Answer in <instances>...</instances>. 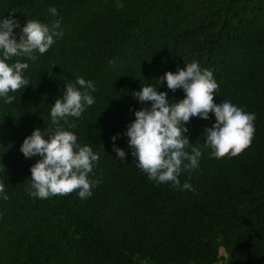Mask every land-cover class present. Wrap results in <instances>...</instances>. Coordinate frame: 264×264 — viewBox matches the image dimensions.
<instances>
[{
	"label": "trees",
	"instance_id": "1",
	"mask_svg": "<svg viewBox=\"0 0 264 264\" xmlns=\"http://www.w3.org/2000/svg\"><path fill=\"white\" fill-rule=\"evenodd\" d=\"M12 10L21 24L59 20L62 35L35 61L13 58L27 60L30 85L10 93L11 105L0 100V181L9 196L0 199V264H264V0H0V18ZM192 61L213 71L214 103L228 99L256 120L248 148L216 159L201 137L215 117L192 119L189 140L203 156L179 177L189 192L149 180L131 149L120 161L111 137L141 107L132 91ZM81 76L94 83L95 103L69 118V130L99 153L90 174L99 182L87 199L76 191L33 198L37 158L25 159L20 146L35 128L53 127L51 104ZM160 91L183 97L166 84ZM127 139L116 144L127 148Z\"/></svg>",
	"mask_w": 264,
	"mask_h": 264
},
{
	"label": "clouds",
	"instance_id": "2",
	"mask_svg": "<svg viewBox=\"0 0 264 264\" xmlns=\"http://www.w3.org/2000/svg\"><path fill=\"white\" fill-rule=\"evenodd\" d=\"M48 12L58 16L55 7H49ZM14 13L12 10L8 17L0 18V100L8 105L16 99L10 93L30 85L24 75L29 68L27 60L35 61L36 53L45 54L55 43L54 38L62 35L58 31L59 20L48 24L27 19L21 24ZM14 57L27 60L13 61ZM156 80L158 85L140 84L139 90L131 92L141 107H131L129 110L135 118L124 133L111 137L113 151L120 161L127 162L128 149H131L136 167L149 180L191 192V185L181 186L179 177L182 172L198 170L203 152L190 142L187 125L193 118L210 122L214 116L215 122L201 136L203 148L210 150V157L216 159L235 157L252 143L256 114L246 112L228 99L214 103L221 97L217 95L219 87L214 73L202 68L198 61L185 62L184 67L167 71ZM164 84L173 93L181 90L183 97L169 99L168 91H160ZM96 90L94 83L82 76L75 82L64 83L62 94L51 104L53 127L47 130L37 127L23 140L19 151L24 158H37L30 167L27 192L31 197L47 199L74 191L81 199L92 196V189L99 181L90 178V174L100 156L91 145L78 143L77 135L69 130L76 127L75 119L69 118H80L95 103L90 93ZM121 135L128 138L127 148L116 144ZM0 199H9L3 181H0Z\"/></svg>",
	"mask_w": 264,
	"mask_h": 264
},
{
	"label": "rangeland",
	"instance_id": "3",
	"mask_svg": "<svg viewBox=\"0 0 264 264\" xmlns=\"http://www.w3.org/2000/svg\"><path fill=\"white\" fill-rule=\"evenodd\" d=\"M221 253L224 255L225 254L224 250H222ZM223 264H225V263H223Z\"/></svg>",
	"mask_w": 264,
	"mask_h": 264
}]
</instances>
